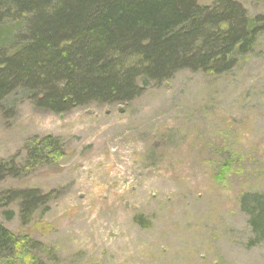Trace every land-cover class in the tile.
<instances>
[{
    "label": "rangeland",
    "instance_id": "rangeland-1",
    "mask_svg": "<svg viewBox=\"0 0 264 264\" xmlns=\"http://www.w3.org/2000/svg\"><path fill=\"white\" fill-rule=\"evenodd\" d=\"M235 1L264 16V0ZM7 102L0 160L23 161L33 137L65 144L53 164L0 181V192L54 193L28 224L19 201L0 216L46 246L36 251L46 264H264L242 202L264 195V33L232 70L182 69L128 103L60 115Z\"/></svg>",
    "mask_w": 264,
    "mask_h": 264
},
{
    "label": "trees",
    "instance_id": "trees-1",
    "mask_svg": "<svg viewBox=\"0 0 264 264\" xmlns=\"http://www.w3.org/2000/svg\"><path fill=\"white\" fill-rule=\"evenodd\" d=\"M263 33L264 16L251 17L235 0H0V114L10 115V97L61 115L88 104L128 103L182 69L223 74ZM25 149L21 162L0 160V181L65 156L55 135L33 137ZM53 194L0 192V216L12 219L7 208L19 201L20 220L28 224ZM243 199L256 244L264 240V195ZM45 248L0 221V264H46L36 255Z\"/></svg>",
    "mask_w": 264,
    "mask_h": 264
}]
</instances>
